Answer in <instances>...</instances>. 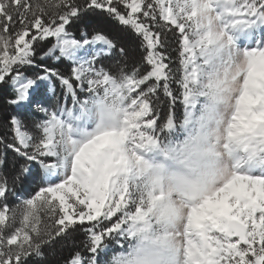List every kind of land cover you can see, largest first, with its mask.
I'll return each instance as SVG.
<instances>
[{
    "label": "rangeland",
    "instance_id": "1",
    "mask_svg": "<svg viewBox=\"0 0 264 264\" xmlns=\"http://www.w3.org/2000/svg\"><path fill=\"white\" fill-rule=\"evenodd\" d=\"M95 2L142 35L149 72L109 74L114 46L102 35L77 40L60 28L41 60H63L61 73L33 67L31 51L20 46L26 34L8 41L6 57L26 66L11 79L16 138L29 152L28 169L41 170L45 182L33 199L18 198L25 218L10 244H25L37 229L39 205L61 229L84 223L92 238L109 241L114 249L102 248L100 264H264V195L247 190L264 180L252 172L264 166V38L258 46L244 41L264 21V2ZM7 4L0 0V15ZM158 15L179 30L185 63L186 120L178 129L171 114L169 136L147 101L168 82L163 45L150 31ZM108 30L130 45L125 30ZM24 107L41 116L42 141L29 133L28 122L38 120L24 122ZM53 173L61 178L50 182ZM32 182L39 184L36 172ZM4 196L0 182V227L9 211Z\"/></svg>",
    "mask_w": 264,
    "mask_h": 264
},
{
    "label": "trees",
    "instance_id": "2",
    "mask_svg": "<svg viewBox=\"0 0 264 264\" xmlns=\"http://www.w3.org/2000/svg\"><path fill=\"white\" fill-rule=\"evenodd\" d=\"M3 13L0 15V34L6 42H0V182L5 187V202L8 208L6 223L0 227V264H74L79 260L81 264H100L99 257L103 247L113 250L109 241L92 238L90 226L76 224L68 229L58 227L57 219L49 218L50 214L40 213L37 206V229L32 228L26 239L16 245L10 244L19 226L24 221L22 209L25 207L18 200L19 197L33 199L44 187V174L35 168L31 172L30 155L17 141L14 120L18 115L13 103L17 100V92L12 87V77L24 72L23 62L12 61L6 54L12 50L11 38L26 34L23 44L31 51L33 67L47 68L61 73L64 63L60 60L56 65L50 61L41 60L56 42V35L60 28L77 40L81 34L87 32L89 36L102 35L114 46L113 65L107 67L112 76L123 74L127 77L144 78L149 69L145 68V60L149 50L142 40V35L134 30L123 27L124 16L105 10L96 0H6ZM264 2V0H259ZM158 26L150 25V31L158 36L163 45V54L168 67L165 69L168 82L159 91L147 96L150 114L159 119L158 127L169 136V119L173 115L174 125L179 129L186 118L183 110V99L180 84L185 81L184 59L179 30L167 22L157 18ZM108 28L125 30L129 36L130 45L124 47L114 38ZM124 51V56L117 53ZM4 61V64H2ZM62 76V75H61ZM68 78V77H67ZM69 79V78H68ZM25 108V107H24ZM24 122L34 118L37 125H31L29 133L42 141L39 124L42 121L39 114L30 108H25ZM31 116H35L33 119ZM41 119V120H40ZM33 122V123H34ZM33 171V170H32ZM37 174L39 184L33 185L32 177ZM29 173V174H28ZM43 179V180H42ZM41 185V186H40ZM53 220V221H52ZM40 226V227H39ZM119 248V247H117Z\"/></svg>",
    "mask_w": 264,
    "mask_h": 264
},
{
    "label": "bare ground",
    "instance_id": "3",
    "mask_svg": "<svg viewBox=\"0 0 264 264\" xmlns=\"http://www.w3.org/2000/svg\"><path fill=\"white\" fill-rule=\"evenodd\" d=\"M242 30H243V28H242ZM247 31L250 34L247 37V39L244 40V41H248V45H252V40H255L254 41L255 44L254 43L253 44H254V46H258L260 43H262L263 38H264L263 37L264 36V21L263 20H261V21L259 20V22H257L255 25L249 27ZM246 43L247 42H242L241 44L246 45ZM95 44H97L98 46H100V45H103L104 42L103 41L96 42ZM254 62H257L256 58H254ZM189 117L190 118L192 117V113L191 112L189 113ZM188 124L191 125L192 122L189 121ZM229 148H230L231 151H234V148L233 147L230 146ZM252 172L256 173L259 177H263L264 178V166L260 170L255 169V170H252ZM60 178H61V175L60 174L53 173L51 175V177H50V182H53V181L58 180ZM247 190H253L257 195H260V194L264 195V180H263V182H257L254 185L248 187ZM204 202L205 203H209L210 202V198L209 197L206 198L204 200ZM203 228L204 227H200V230L203 231Z\"/></svg>",
    "mask_w": 264,
    "mask_h": 264
}]
</instances>
